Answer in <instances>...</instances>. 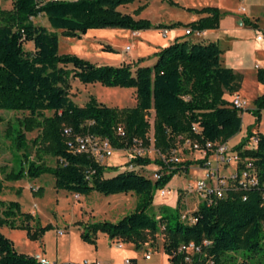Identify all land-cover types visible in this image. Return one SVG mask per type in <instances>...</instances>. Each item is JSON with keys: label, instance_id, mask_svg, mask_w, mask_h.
<instances>
[{"label": "trees", "instance_id": "16d2710c", "mask_svg": "<svg viewBox=\"0 0 264 264\" xmlns=\"http://www.w3.org/2000/svg\"><path fill=\"white\" fill-rule=\"evenodd\" d=\"M133 2L13 0L12 9L0 10V110L28 114L16 123L10 122L6 129L14 165L0 169V228L27 231L33 241L51 229L38 225L32 232V215L23 213L19 202L2 200L1 196L5 183L52 175L57 189L79 196L133 193L137 197L134 211L123 219L90 224L82 233L87 242L96 244L97 234L103 233L111 241L131 243L139 249L149 237L162 234L163 253L171 264H179L180 258L172 254L180 244H201L203 240L211 242L208 254L214 264H264L249 261L264 250V206L258 190H229L216 205L203 204L192 212L193 223L181 220L179 213L169 207H161L157 215L149 214L155 191L167 186L176 172L155 182L128 170L105 177L118 168L99 164L86 154H74L69 147L73 136L91 134L108 139L115 150L130 149L136 142L147 148L152 130L153 148L164 155L177 145L180 135H190L200 143H226L241 132L243 111L232 107L224 95L237 93L242 77L221 65L222 51L216 42L177 40L154 54L152 66L132 70L130 65H97L76 55L60 54L58 33L34 23V19L45 16L53 30L78 39L90 30L123 29L134 33L179 26H152L148 20L136 19L145 6L132 14L120 10ZM197 13L206 17L187 25L193 33L218 29L221 13L217 8L205 7ZM28 43L33 44V51L25 49ZM71 79L85 85L99 83L109 88L134 89L136 105L118 109L92 97L79 106L71 98ZM257 81L264 84L262 69L257 70ZM253 105L254 109L246 112L259 122L264 94ZM151 111L152 126L148 120ZM192 125L199 128V135L191 133ZM119 126L125 137L118 135ZM67 128L72 130L71 137L64 134ZM35 131L39 135L31 145L36 149L33 160L27 134ZM252 138L256 144L249 147ZM234 150L254 162L258 180L263 183L264 134L248 131ZM48 155L57 159L55 167L45 162ZM131 163L138 167L160 165L158 159L148 157H135ZM202 163L186 160L178 164V170L187 174L190 166ZM239 252L243 256L238 257ZM0 264L42 263L35 256L19 253L15 243L0 232Z\"/></svg>", "mask_w": 264, "mask_h": 264}, {"label": "rangeland", "instance_id": "374dc122", "mask_svg": "<svg viewBox=\"0 0 264 264\" xmlns=\"http://www.w3.org/2000/svg\"><path fill=\"white\" fill-rule=\"evenodd\" d=\"M45 1V0H39ZM144 0H135L132 4L120 7L124 13H132L135 9L143 4ZM183 3H189L191 0H181ZM198 4L199 0H193ZM211 6H217L220 10L227 11L222 17V22L219 30H216L217 42L222 51L221 61L225 65L241 72L243 77L242 91L239 95L240 100L246 103L251 108L253 101L257 98V81L255 72L257 66H264V47L263 43L256 41V34H264V0H222L217 3V0H210ZM13 0H0V10L12 9ZM159 3L151 1V6L143 12L140 18L148 17L152 21L160 19L162 22L168 21L169 17H176L180 21L186 22L189 15L193 13L185 10L177 9L165 5L166 11H163ZM217 4V5H216ZM196 7V6H191ZM199 8V7H197ZM244 8L246 17L253 19L259 25L258 30L251 27L240 26L236 24L238 16L236 12ZM234 18V21L233 19ZM34 23L39 26L46 27L51 32L58 33L60 42V54H72L80 58L86 59L97 65L120 66L130 65L134 70L139 63L137 57L140 54L148 53L147 48L151 47L148 43H160L163 37L157 34L151 35H134L129 30L123 29H102L90 30L87 34L78 38H68L62 36V31L53 30L45 16H40L34 19ZM186 24H182L180 29L184 31ZM144 32H141V34ZM159 34V32H157ZM196 34V33H195ZM188 41L207 43L209 40H201L195 36H187ZM130 47L131 51L126 52V48ZM104 48H113V52L104 51ZM25 49L33 51L32 43L25 45ZM261 51V52H259ZM146 55V54H145ZM136 61H135V60ZM148 59L144 61L143 66H152L155 62ZM146 62V63H145ZM122 63V64H121ZM259 67V68H260ZM264 69V68H263ZM225 94L224 99L231 103L233 96ZM95 97L98 102L113 108L123 109L132 108L136 105V93L134 89L125 88H109L99 83L82 84L78 80L71 79V98L79 106H84ZM51 116V113H47ZM28 116L27 113H14L5 110H0V169L4 166L11 168L14 165V153L11 142L6 139L7 125L12 122ZM242 119L241 132L233 138L229 145H233L246 136L248 131L253 132L258 128L264 134V111L259 122L255 117L248 112L240 113ZM150 125L153 123V112L149 115ZM259 126V127H258ZM152 133H150L149 137ZM39 135L38 131L27 134V140L31 147L32 141ZM252 140L248 146L253 147ZM36 149L31 147V159L35 160ZM145 157L151 160L158 158L157 151L153 149L152 144L147 147L144 154ZM192 160L194 157H190ZM45 162L52 167L57 165V159L51 156L44 157ZM186 161L185 158H182ZM191 160V159H190ZM195 160V159H194ZM129 162V155L126 152H114V154L102 163L104 166L117 167L118 171L106 173L105 177H113L119 172L127 170L126 164ZM156 166H146L144 169H136L144 177L153 178ZM19 169V166H16ZM197 166L191 167L188 174L182 172L180 175H175L167 189L170 191L180 192L182 188L189 185H195L196 179L202 176L201 171ZM6 189L1 196L5 201H16L21 205L23 213L30 214L33 220L29 223L33 226L32 232H35L39 226H51L40 239L33 241L29 238L27 231L12 230L8 227L0 228V232L11 239L15 243V247L19 253L32 256H45L51 262L56 264H84L85 262H101L102 264H124V261L129 256H134L137 259V264H166V257L163 253L164 236L156 234L152 239L144 244L142 248L137 249L131 243H122L124 249H120V241H109L106 234L98 233L96 244L85 241L82 238V233L90 224L109 221L117 222L125 216L132 213L137 203V197L133 193L117 194L105 196L100 193H93L90 196H79L68 191L59 190L55 186V178L52 175H44L37 180L25 179L18 183H5ZM20 191V193H18ZM41 191V193H39ZM190 201V197L187 200ZM181 200L175 195L161 197L154 193L153 206L149 210V214L157 215L161 207H169L176 210L181 220L188 221V215L191 214V208L182 207ZM148 251L151 253V260L144 261L143 255ZM238 257L243 256V252L236 254ZM43 257V258H45ZM251 263L264 262V250L256 257L250 258Z\"/></svg>", "mask_w": 264, "mask_h": 264}, {"label": "built area", "instance_id": "2783aa9c", "mask_svg": "<svg viewBox=\"0 0 264 264\" xmlns=\"http://www.w3.org/2000/svg\"><path fill=\"white\" fill-rule=\"evenodd\" d=\"M240 11L243 12L244 8H241ZM166 34L167 30H162V35L165 36ZM192 34L193 32L190 28L185 30V36H190ZM263 39L264 34H259L257 36V40ZM126 52H130V47L126 48ZM262 70L264 75V69ZM231 105L236 109L244 111L246 103L240 100L238 95H235L231 100ZM199 132V128L196 125H192L191 133L199 135ZM117 133L120 137H125V131L122 126L118 127ZM150 133H152V130ZM64 134L67 137H71L72 130L67 128ZM149 142L153 146V133L149 137ZM252 142L255 145L256 139L252 138ZM68 145L74 154L89 155L99 164H102L110 158L115 151L126 152L129 155V162L126 164L128 171L137 172L136 169L145 168L134 166L131 163V160L135 157H145L144 154L147 148L143 147L141 142H136L133 147L127 150H115L108 139L86 134L73 136L68 141ZM157 154L160 165H157L155 168L156 170H154L153 178L152 180L150 179L152 182L174 172H176L175 175H180L182 171L178 170V164L183 162V157L188 161L201 160L203 163L201 165H192L189 168V170H191V167L197 166L199 168L198 170L202 173V176L196 179L195 185L182 188L180 192H171L170 189H167V186H165L162 189H157L155 191L156 195L161 197L175 195L177 199L181 200L182 207L192 206L191 211L194 212L203 204L207 207L216 205L219 200L226 196L229 190L240 189L248 191L256 189L260 192L262 205L264 206V182H259L254 162L248 158H242L239 152L234 150V147L229 145L228 142L220 143L206 141L200 143L198 140L192 139L190 135H180L177 137V145L171 149L169 153L162 155L157 152ZM190 157H194L195 160H192ZM189 197L191 202L187 201ZM243 200H245V197ZM187 219L191 223L195 221V219L191 217V214L188 215ZM119 246L122 248V243H120ZM210 246L211 242L207 240H203L201 244H195L193 242L187 244L182 243L176 248L172 256L180 258L179 264H214L213 259L210 258L208 254ZM35 257L42 264H51L46 258L41 256ZM143 259L144 261L151 260V253L146 251L143 255ZM238 262L240 263L241 261L238 260ZM84 264L102 263L96 261L85 262ZM124 264H136V262H133L132 259H126ZM167 264L171 263L168 261Z\"/></svg>", "mask_w": 264, "mask_h": 264}, {"label": "crops", "instance_id": "0c3cea01", "mask_svg": "<svg viewBox=\"0 0 264 264\" xmlns=\"http://www.w3.org/2000/svg\"><path fill=\"white\" fill-rule=\"evenodd\" d=\"M135 1V0H134ZM151 1L152 2H154V4L155 3H159L158 5H160V7L162 8V10L163 11H166L167 10V8H165V5H168V6H170V7H173V8H177V9H181V10H185V11H187V12H190V13H193L192 15H189V19H187V21L186 22H182V21H180L181 19H179V18H176V17H169L167 20L168 21H166V22H162L160 19H157L156 21H152L151 19H149L148 17H146V18H140V16H141V14L143 13V12H145L146 10H148V8L151 6ZM217 3H221L222 2V0H217L216 1ZM172 3V4H171ZM195 2L193 1V0H191V2H189V3H183L181 0H144L143 1V4L141 5V6H145V9L140 13V15L139 16H137V17H135L136 19H145V20H148L149 22H150V24L152 25V26H157V25H164V26H170V25H173V24H178L179 26L177 27V28H175V29H165V28H162V29H160V30H155V29H150V30H147V31H141V32H144V33H142L141 34V32H134V33H132V34H134V35H151V34H157V35H160L161 34V36L163 37V39H161V42L160 43H156V44H152L151 45V43H148L151 47L149 48H147V51H148V53H145V54H140V55H138V57H137V62L136 63H139V65H137V67H140V66H142V64H144V61L146 60V58L148 59V62H147V64L150 62V61H152V62H154V60H155V57H154V54L156 53V52H158L160 49H162V48H164V47H166V46H168V45H170V44H172V43H174L175 41H177V40H187V36H185V30L186 29H188L189 27L187 26L188 24H190V23H192V22H196V21H198L199 19H201V18H203V17H206V15L205 14H198L197 13V11L198 10H201V9H203V8H205V7H212V8H217L218 10H219V12L221 13V18H220V21H219V27H218V29H216V30H219V28H220V26H221V23H223L222 22V17L225 15V14H228L227 13V11H223V10H220L217 6L215 7V6H211V1L210 0H199V2H198V4H194ZM217 5V4H216ZM191 6H196V7H191ZM140 7V6H139ZM197 7H199V8H197ZM132 13H133V11H132ZM132 13H130V14H132ZM246 11H245V9H244V11L243 12H241L240 10H238L237 12H236V14L238 15V16H243L244 18H239V17H234V18H237L238 20L236 21V24L237 25H240V26H242V25H244V26H247V27H251L252 29H254V30H258L259 29V25H258V23L256 22V20L254 21L253 19H250V18H248V17H246ZM234 18H232L233 19V21H234ZM243 21L245 22V23H243ZM182 24H186V28L184 29V31H182V29H180V26L182 25ZM167 30V34L165 35V36H163L162 35V30ZM216 30H206V31H203V32H201V33H197V32H194L192 35H190V36H195V37H198V38H201V40H209L208 42H215V41H211V40H217V42H218V37L217 36H214V37H212L213 35H216ZM157 32H159V34L157 33ZM196 33V34H195ZM259 34H261V33H257L256 34V41L258 42V44L259 43H263L264 44V39L263 40H257V36L259 35ZM189 36V37H190ZM216 42V43H217ZM263 47H264V45H263ZM264 49V48H263ZM130 51H131V49H130ZM259 52H261V51H259ZM262 53H264V51H262ZM221 56H222V54H221ZM135 60V59H134ZM136 61V60H135ZM145 62V63H146ZM122 64V63H121ZM122 65H124V64H122ZM221 65L222 66H224V67H227V68H230V69H232L236 74H239L241 77H242V75L243 74H241V72H239V71H237V70H235V69H233L232 67H230V66H233V65H225V63H222V61H221ZM136 67V68H137ZM260 65L259 66H257V70L258 69H263L264 68V66H261L260 68ZM135 68V69H136ZM255 76H256V81H257V71L255 72ZM242 82H243V77H242ZM257 89H259L258 91V93H257V97H259V96H261L262 94H264V84H261V83H259L258 81H257ZM241 91H242V83H241V88H240V90L237 92V93H235V94H237L238 96L240 95V93H241ZM232 96V95H231ZM256 99V98H255ZM254 99V100H255ZM254 102V101H253ZM252 109H254V105H253V107H249L248 105H247V107L244 109V111L246 112L247 110H252ZM264 111V110H263ZM263 111L261 112V116H262V113H263ZM259 127V126H258ZM252 133H262V131L258 128L257 130H253V132ZM263 134V133H262ZM235 138V137H234ZM233 139H231V141H232ZM231 141H229L228 143L230 144L231 143ZM240 141V140H239ZM237 143H239V142H237ZM237 143H235V144H233L232 146L234 147ZM190 171V170H189ZM173 179V178H172ZM171 182V181H170ZM169 185V184H168ZM107 238H108V236H107ZM109 239V238H108ZM109 241H111V240H109ZM120 249H124V245L122 246V248H120ZM164 256L166 257V255L164 254ZM43 257H45V256H43ZM51 264H56V263H53V262H51L47 257H45ZM127 258H130V259H135V262H136V264H137V259H136V257H134V256H129V257H127ZM166 260H167V257H166ZM168 263V261H166V264Z\"/></svg>", "mask_w": 264, "mask_h": 264}]
</instances>
